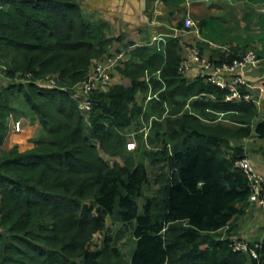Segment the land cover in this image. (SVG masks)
<instances>
[{
    "label": "trees",
    "instance_id": "obj_1",
    "mask_svg": "<svg viewBox=\"0 0 264 264\" xmlns=\"http://www.w3.org/2000/svg\"><path fill=\"white\" fill-rule=\"evenodd\" d=\"M0 3L8 7L0 10V60L5 61L4 74L11 80H0V264H105L114 249L109 247L112 238L107 236L97 251L88 250L87 245L94 233L103 230L106 217L131 227L133 247L128 259L122 250L111 251L120 256L117 264H264V239L256 257L231 245L232 238L238 237L233 222L249 207L251 194L246 176L235 167L236 160L246 156L244 147L233 145L231 138L251 135L250 119L241 114L255 116V103L224 101L225 91L200 76L193 80L181 76V39L169 38L165 54L148 47L133 49L135 56L145 57L143 64L136 68L133 64L125 72L130 85L94 91L91 109L83 111L76 95L19 79L30 76L45 81L56 74L68 86L79 82L110 44L100 38L107 25L91 20L79 0ZM251 12L243 19L249 33L244 43L251 45L256 38L264 43V15L257 18L254 35ZM223 20L214 15L200 20L202 37L218 41L230 36L232 31L224 29ZM240 40L235 35V41L240 44ZM236 49L216 62L239 58ZM148 66H162L163 80L169 87L184 89L187 96L215 94L217 98L205 102L202 111L210 107L224 112L225 118L210 121L216 115L206 113L210 120L197 122L198 118L185 113L170 125L167 118L155 121L147 134L150 147L143 144L142 133L137 136V148H121L114 132L128 128L140 114L135 95L147 91L138 77ZM11 94L23 96L43 134L54 139L1 150L8 136L28 128L22 120V129L14 133L9 112L3 116L8 110L4 96ZM176 94L166 90L160 99L175 103ZM161 103L153 100L145 113L165 111ZM84 112H89L87 119ZM255 133L264 138V120ZM120 141L124 144L125 139ZM96 145L123 155L124 164L109 166ZM87 199L91 204L82 202Z\"/></svg>",
    "mask_w": 264,
    "mask_h": 264
},
{
    "label": "crops",
    "instance_id": "obj_2",
    "mask_svg": "<svg viewBox=\"0 0 264 264\" xmlns=\"http://www.w3.org/2000/svg\"><path fill=\"white\" fill-rule=\"evenodd\" d=\"M251 3L256 4L251 5ZM79 4L86 15L92 18L97 17L98 21L104 22L111 32L115 30L122 33L119 35L121 38H118L116 42L123 39L125 35L130 37L128 42L132 44H140L155 35L168 36V40L169 38H180L183 44L188 35H191L188 31H184L185 18L198 23L203 18L212 15L224 19L222 21L224 29L232 31L230 37L233 40H235V35H240L242 37L240 41L244 42L249 37V33L246 32V22H243V19L233 21L231 18L240 19L245 11H252L254 25L251 27L253 31L251 33L255 35L258 32L255 26L257 18L264 15V0H207V2L205 0H187V2L185 0L183 2L181 0H79ZM236 22H240L239 27L235 26ZM230 46L232 45L229 44ZM250 46L259 54L264 55V43L258 38ZM204 56L208 57L205 54ZM246 75L252 84L249 89L252 101L249 102L255 103L256 114L255 116L250 113L241 115L250 119L249 125L252 132L248 137L231 138V142L233 145L243 146L246 155L264 174V138H260L255 133L257 124L264 120V66L248 67ZM186 77L193 80L197 77L196 70L190 71ZM144 96L145 94L141 91L137 92L135 101L138 105L141 104ZM150 107H152L151 104L148 110ZM160 107L165 109L163 103ZM22 120L25 122L24 127H28L24 117ZM233 225V232L238 237L251 242L263 240L264 206L249 205L243 214L235 218Z\"/></svg>",
    "mask_w": 264,
    "mask_h": 264
},
{
    "label": "rangeland",
    "instance_id": "obj_3",
    "mask_svg": "<svg viewBox=\"0 0 264 264\" xmlns=\"http://www.w3.org/2000/svg\"><path fill=\"white\" fill-rule=\"evenodd\" d=\"M185 1L187 2V0H185ZM205 1L207 2V0H205ZM181 2H183V0H181ZM7 9H8L7 5L0 3V10H7ZM248 12H250V11H248ZM248 12L245 11L243 16L240 19H233V18H231V19L233 21L246 19ZM90 19L94 20V21H98L97 17H93ZM243 22H245V21H243ZM221 23L223 24V22H221ZM196 24H198V23H196ZM235 24H236L235 25L236 27L240 26V24H237V22ZM233 25H234V23H233ZM244 26H245V24H244ZM239 30H237V31H239ZM101 32L103 35L100 38L103 39L105 37L106 39L109 40L110 44H107L104 47L103 54L101 56L97 57L96 60H94L91 65H89V67L86 71L87 73L84 74L83 78L79 82L72 83L68 86L66 84L60 83V80L58 79V76L56 74L48 75L46 77L47 80H45V81L33 80L29 76L28 79H19L20 82H22V83L34 82V83H36L37 86H40V87H45V86L48 88L55 87V88H59L62 90H66L70 95H73V94L76 95L77 94L76 91H79L78 86H80L82 84V82L86 81L89 78V76L91 75V69L98 59L100 60L103 58L102 56H104V57L108 56V55L112 54L113 52L118 51L120 49H123L129 45H134V44L128 42V41H130L129 40L130 37L125 36V35H123L124 36L123 39H120L119 42H116L118 38H121V36H119V35L122 33L116 32L115 30H113L111 32L109 27L101 29ZM246 32H247V30H246ZM151 37H153V36H151ZM150 39H148L145 42H141L140 44H135L136 45L135 48L148 47V46H145V44H148ZM193 42H194V35L193 34L188 35V37L185 39V42L182 44L183 52L185 51L184 48L190 46ZM209 43H211V44L207 45ZM229 44H231L232 46L229 47ZM249 45H246L243 41H241L239 44L237 41L233 40L232 37L227 36L223 39H219L218 41H206V42H204V44L202 45L201 48L204 51V54L206 56H208L207 58L209 60H211L212 62H215V61L220 60L222 54H228L232 50H235L236 47L238 48V49H236V51L239 52V56H240L246 50L250 49L251 46H249ZM148 48L150 50H152V48H150V47H148ZM132 51H134V50L129 51L127 53L125 59L122 62H120L115 68H113L112 72H110L111 73V75H110L111 81H110V83H108L109 85H107V88H112V87H114L115 84H122L123 86H124V84L126 86L130 85V76H128L127 73H125V72L128 71L129 68H132L133 64H136L135 68L137 67V65L143 64V61H144L143 57H145V56H142V57L135 56ZM152 52H154V51L152 50ZM73 60L77 63V66L79 65L78 68L80 67L82 69V67L78 63L76 57H74ZM225 62H227V61H225ZM5 66H6L5 61L0 60V79L2 82H6V81L11 82L9 77L5 76V74H4V72H6ZM162 70H163L162 66L159 68H154V66L144 67L143 70H141V73H140V76L138 77V79L144 80V81L149 80L150 85H151V87H153L154 92H156V91H158V89H162V88L164 89V91H166V90L175 91L177 93L175 95L176 102L168 104L165 111H158L157 110L156 113H153L151 115H147V113H141L140 112L138 117H136L133 120L132 125H130L128 128H125L121 132L115 131L114 134H116V139L119 140L118 145L120 144L121 148H123V146L126 144V142L130 138L133 137L137 141V136L142 134L143 131L149 130V132H150V130H153V128L155 126V124H154L155 121L161 122L162 120L164 121L167 118L170 120L166 123H169V125H170L172 120H174L175 118H177L179 116H182V114H185V113L192 115L193 117L198 118V120L194 119L197 122H200L202 120L203 121L204 120H210L207 116H205L206 113L207 114L212 113V114L216 115L215 110L210 108V107H208L207 109L205 108V111H202V106L204 105V103L208 102V101H214L215 96H213L211 94H203V95L198 94V95L187 96V94L184 92V89H176L175 87H171V86L169 87L165 80H163V81L157 80V78H156L157 72L158 71L162 72ZM128 72H130V71H128ZM135 73L138 74L137 72H135ZM196 76H199L197 74V72H196ZM14 80L16 81V79H13V81ZM144 81H142V83L145 86H148V88H147V91L143 90V92L142 91L141 92L143 94H147L149 91H151V87H149L148 83L144 82ZM103 82L104 81L99 82L98 85L103 84ZM96 86H97V84L93 85V87H96ZM154 87H156L157 89L155 90ZM104 89H106V88L97 89L96 91L101 92V91H104ZM94 90L91 91V94L94 93ZM164 91L157 93L159 98H163V97H160V95H162V93ZM137 92H136V94H137ZM30 93L34 98H36L34 91H30ZM144 98L145 97H143L142 102L139 105L140 107H143ZM182 101H185V102L182 103ZM24 102L25 101L23 99V96L20 94L19 95H14V94L12 95L11 94V95L4 96L3 104L7 105L8 110L6 112H3V116L7 112H9V114L14 115L16 118L24 117L25 120L27 121L28 128L27 129L24 128L25 130L22 134L15 135L13 137L8 136L7 139L4 140V143L2 144L1 150L7 151V150L11 149L13 146H17L18 148L19 147H27L29 143L34 144V142L41 140L42 138H45L46 140H49V141L54 139L53 135H49L48 133H47V135L43 134V131H45V130L42 131V127H40V125H39L38 117L35 115L34 111H32V109L29 108L30 106H28V104L26 102L25 103ZM42 102H44V100H42ZM176 107H178L180 110L176 111L175 110ZM47 109L49 112H51V109L49 107ZM200 111H202V112H200ZM88 114H89V112H84V116L86 119L88 117ZM215 120H216V117H214L210 121H215ZM165 124H164V126H165ZM120 138L125 139L124 144L120 141ZM113 140H115V138L111 139V141H113ZM78 144H79L80 149H81L83 145H81L80 142H78ZM23 150H26V148H23ZM86 150H88V149H86ZM96 151L100 155V157L109 166L123 165L124 164L123 159H122L123 155L112 154L110 151H106L103 148L99 147L98 145H96ZM145 194H148V193L145 192ZM82 202L83 203L85 202L86 204H91V200H89V199L84 200ZM139 203H140V201H139ZM130 230H131V227L128 224L126 225V224H123V223L118 222V221H113L110 217H106L103 230L98 231L92 235V237H91V239L87 245V248L90 251H97V250L102 249L104 247V244H105V238L107 236H110L112 238V241L109 242V247L114 248V249H112L114 251L115 250H122L123 255L128 259V251L131 248V246L133 247V245H132L133 242H132V240H130L132 237ZM112 250L109 251L110 255H108L107 258L105 259V264H117L119 262L120 256L116 255L115 253H111Z\"/></svg>",
    "mask_w": 264,
    "mask_h": 264
},
{
    "label": "built area",
    "instance_id": "obj_4",
    "mask_svg": "<svg viewBox=\"0 0 264 264\" xmlns=\"http://www.w3.org/2000/svg\"><path fill=\"white\" fill-rule=\"evenodd\" d=\"M183 26L184 31H188L190 34L194 35V42L190 46L184 48L185 51L183 52V59L178 67V73L181 76H187L190 71L196 70L197 74L203 78L206 83L213 84L220 90L225 91L222 95L224 101H252L249 91L252 84L247 78L246 69L248 67L259 68L264 66V55H261L255 49L250 48L240 55L239 58L233 59L232 61H224L221 64H218L216 61L212 62L204 56L203 50L199 45L200 43L206 42V40L201 36L198 25L193 20L185 18ZM167 44L168 36L155 35L151 37L148 44H145V46L152 48L156 52L165 54ZM135 46V44L129 45L108 56H102V59H98L95 62L91 69V75L86 81L82 82V84L78 86L79 91H76L78 105L83 111L91 109V91L94 89V91H96L97 89L107 88V85H109L108 83L111 81L110 72H112L113 68L125 59L127 53L133 50ZM156 78L158 81H163L164 78L161 71L157 72ZM101 81H104L103 84L98 85ZM144 82H147L149 87H151L149 80ZM94 84H97V86L93 87ZM161 91H164V89H158V91L154 92L153 87H151V91L144 96L143 110H145L150 102L155 99L162 101L164 107L167 108L168 102L161 100L157 95V93ZM211 95L215 96V94ZM214 98L217 97L215 96ZM215 114L216 121L223 120L225 118V113L222 111H215ZM9 127L14 133L19 132L22 129L21 119L13 118V115L10 114ZM148 131L149 130L143 131V144L150 147L147 139ZM125 146L127 150H134L137 148V141L132 137L126 142ZM160 149L161 147L159 146L157 151ZM235 167L241 170L248 180L251 191L249 197L250 205L264 206V174L256 168L252 160L247 155L236 160ZM231 245L235 251L250 253L256 257L257 248L261 246V242H251L236 237L232 238Z\"/></svg>",
    "mask_w": 264,
    "mask_h": 264
},
{
    "label": "clouds",
    "instance_id": "obj_5",
    "mask_svg": "<svg viewBox=\"0 0 264 264\" xmlns=\"http://www.w3.org/2000/svg\"><path fill=\"white\" fill-rule=\"evenodd\" d=\"M168 43H169V40H168ZM153 50V49H152ZM154 51V50H153ZM154 52H156V51H154ZM152 103V101L150 102V104ZM149 104V105H150ZM168 104H170L169 102H168ZM148 105V106H149ZM148 106H147V108H145V110H143V107H141V113H145V112H147L148 111ZM166 109V108H165ZM22 118L23 117H21V118H18V119H21V121H22ZM10 130H8V132H9ZM262 241V240H261ZM261 241H258V242H261ZM254 242V241H253Z\"/></svg>",
    "mask_w": 264,
    "mask_h": 264
}]
</instances>
